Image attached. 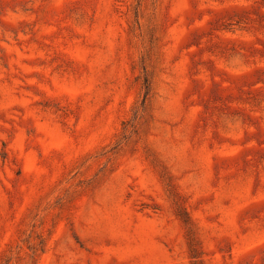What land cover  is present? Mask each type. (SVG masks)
Listing matches in <instances>:
<instances>
[{"label": "rangeland", "instance_id": "1", "mask_svg": "<svg viewBox=\"0 0 264 264\" xmlns=\"http://www.w3.org/2000/svg\"><path fill=\"white\" fill-rule=\"evenodd\" d=\"M0 264H264V0H0Z\"/></svg>", "mask_w": 264, "mask_h": 264}]
</instances>
